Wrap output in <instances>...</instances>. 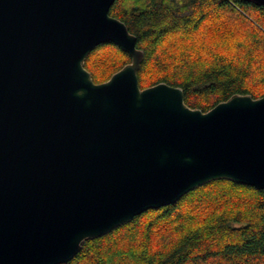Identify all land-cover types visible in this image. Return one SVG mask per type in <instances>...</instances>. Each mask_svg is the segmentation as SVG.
<instances>
[{
	"label": "water",
	"instance_id": "obj_1",
	"mask_svg": "<svg viewBox=\"0 0 264 264\" xmlns=\"http://www.w3.org/2000/svg\"><path fill=\"white\" fill-rule=\"evenodd\" d=\"M116 0H0V264H63L92 239L214 180L264 189V96L208 111L141 88ZM264 4V0H252ZM132 60L100 83V44Z\"/></svg>",
	"mask_w": 264,
	"mask_h": 264
},
{
	"label": "trees",
	"instance_id": "obj_2",
	"mask_svg": "<svg viewBox=\"0 0 264 264\" xmlns=\"http://www.w3.org/2000/svg\"><path fill=\"white\" fill-rule=\"evenodd\" d=\"M110 14L137 36L141 88L165 82L208 111L234 94L264 96V4L252 0H116ZM98 45L96 83L131 62ZM63 264H264V189L214 180L87 241Z\"/></svg>",
	"mask_w": 264,
	"mask_h": 264
}]
</instances>
